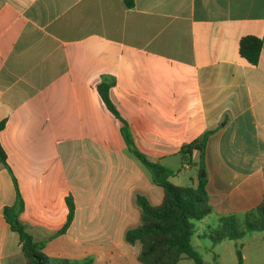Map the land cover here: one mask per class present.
Instances as JSON below:
<instances>
[{
	"label": "crops",
	"instance_id": "1",
	"mask_svg": "<svg viewBox=\"0 0 264 264\" xmlns=\"http://www.w3.org/2000/svg\"><path fill=\"white\" fill-rule=\"evenodd\" d=\"M246 35L263 38L256 65L239 56ZM103 78L114 79L110 98L135 147L183 186L196 184L200 155L184 162L179 148L210 131L203 170L212 210L194 223L195 251L221 217L241 219L260 203L264 0H133L130 8L123 0H0V144L9 167L0 161V264H25L3 214L16 190L19 220L47 256L140 264V243L124 239L139 223L135 196L157 205L163 189L128 151L97 93ZM68 195L74 215L59 232ZM260 233L244 236L243 264H264Z\"/></svg>",
	"mask_w": 264,
	"mask_h": 264
},
{
	"label": "trees",
	"instance_id": "2",
	"mask_svg": "<svg viewBox=\"0 0 264 264\" xmlns=\"http://www.w3.org/2000/svg\"><path fill=\"white\" fill-rule=\"evenodd\" d=\"M126 8L133 6V0H123ZM263 47V38L254 35L243 36L238 42L239 56L248 64L256 65ZM113 78H103L97 85V93L107 111L119 122L120 134L132 153L147 169L151 181L163 189V197L159 204L152 205L141 194H136L135 202L140 212L139 223L125 232V242L129 245L140 243L137 260L140 264H177L182 258H189L195 264H207L202 261L191 244L194 233V221L201 220L211 212V205L205 190V177H200L204 168V147L209 132H205L196 140L179 148L184 162L191 161L193 151L199 152L200 163L197 182L194 185L178 186L170 181L175 172L158 162L150 161L134 145L127 121L121 116L110 98ZM5 122L0 121V131ZM0 161L7 167L6 155L0 144ZM17 192V200L13 206L3 209L6 222L12 231L18 234L19 244L25 264H72L66 259L47 256L43 251V243L34 240L27 226L19 220V212L23 201ZM68 213L66 221L59 232H64L74 215V202L71 195L65 198ZM264 230V194L260 203L247 211L241 220L234 215L221 217L215 228L204 233L212 243L222 240H238L247 233ZM236 264H243L241 247L236 248ZM86 264H90L89 262Z\"/></svg>",
	"mask_w": 264,
	"mask_h": 264
},
{
	"label": "rangeland",
	"instance_id": "3",
	"mask_svg": "<svg viewBox=\"0 0 264 264\" xmlns=\"http://www.w3.org/2000/svg\"><path fill=\"white\" fill-rule=\"evenodd\" d=\"M170 181L174 184H178V186H183V184L177 183L178 180L176 177H171ZM238 219L241 220L242 218L241 219L238 218ZM194 223H197V221H194ZM260 232L261 231H259V235H262ZM204 239L201 238L199 241H201V243H205L206 246L205 247L202 246V248H198L196 252L199 254L203 262L207 264H236V248L241 246V244H246L247 241L245 237L238 240L226 239L224 240V242H220V243L217 242L215 248L213 247L211 248L210 246H208L209 243H211V241L207 237H204ZM193 242H195L194 238H193ZM187 263L195 264L194 261L189 258L187 260L180 262V264H187Z\"/></svg>",
	"mask_w": 264,
	"mask_h": 264
},
{
	"label": "water",
	"instance_id": "4",
	"mask_svg": "<svg viewBox=\"0 0 264 264\" xmlns=\"http://www.w3.org/2000/svg\"><path fill=\"white\" fill-rule=\"evenodd\" d=\"M200 177H205V171L204 170L201 171Z\"/></svg>",
	"mask_w": 264,
	"mask_h": 264
}]
</instances>
